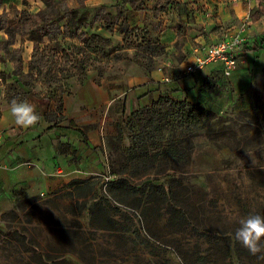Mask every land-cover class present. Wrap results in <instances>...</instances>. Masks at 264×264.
Segmentation results:
<instances>
[{
    "label": "rangeland",
    "instance_id": "1",
    "mask_svg": "<svg viewBox=\"0 0 264 264\" xmlns=\"http://www.w3.org/2000/svg\"><path fill=\"white\" fill-rule=\"evenodd\" d=\"M146 3L150 0L139 11H147ZM84 5L83 12L75 2L67 3L76 9L70 23L72 34L80 28L78 33L83 32L87 39L96 36L90 43L84 45L71 36L36 43L58 81L84 77L88 70L125 79L160 74L171 80L184 74L182 24L177 23L161 39L159 33L151 32L157 17L150 12L142 26L124 35L108 31L102 22L81 26L78 19L89 23L99 14L97 9L104 7L112 17L102 21L114 28L123 18L116 17L118 11L129 7L125 0H87ZM18 8L32 16L43 5L39 0H23ZM7 14L16 18L13 10ZM64 23L66 20L61 25ZM213 36L221 40L226 34L221 31ZM32 38L34 34L29 33L16 41L24 74L30 72L32 50L28 54L26 45L32 47ZM77 47L84 52L76 54ZM17 58L9 54L5 65L13 66ZM4 74L8 78L0 80V92L6 97H19L21 91L31 94L39 85L35 71L31 89L11 88L9 84L17 78L12 76L13 70L6 69ZM118 127L120 132L100 148L103 171L86 180L94 184L91 191L80 195L76 189L63 188L51 195L30 197L23 210H14L15 215L0 220V264H199L202 258H207V264H264L234 235L241 219L264 216V120L259 113H225L192 127L177 124L173 112L161 107L153 125L143 113L120 119ZM170 139L185 147L183 161L162 158L147 162L144 169L141 161L130 162L125 156L129 147L137 152L159 151ZM130 165L134 170L123 172ZM118 179H126L134 188L133 194L119 196L121 203L108 194V183ZM145 181L170 187V193L165 190L163 198L150 200ZM173 209L186 220H170ZM236 247L240 252L230 251Z\"/></svg>",
    "mask_w": 264,
    "mask_h": 264
},
{
    "label": "crops",
    "instance_id": "2",
    "mask_svg": "<svg viewBox=\"0 0 264 264\" xmlns=\"http://www.w3.org/2000/svg\"><path fill=\"white\" fill-rule=\"evenodd\" d=\"M19 1L23 0H7L1 10L8 13L14 7L18 11ZM158 1L146 3L147 11L127 7L128 29L142 26L144 16L153 14L152 6ZM156 17L151 32L159 33L161 39L177 23L184 27L185 62L195 44L215 43L237 34L243 39L242 49L251 51L241 49L239 64L230 77L215 63L171 80L160 74L107 77L88 70L84 77L65 78L49 86L39 81L26 100L36 106L41 119L27 130L16 126L10 116L14 98L0 92V218L14 209V192L22 191L28 197L51 195L73 180L100 174L104 165L100 148L107 138L117 135L119 120L151 107L159 98L198 105L217 116L264 107V0H173ZM7 24L14 26V17H7ZM112 31L117 32V26ZM221 31L224 38H213ZM20 37L16 35L14 49ZM6 38L0 31V42ZM31 50L33 45H26V52ZM8 61H0V73L14 69L5 65Z\"/></svg>",
    "mask_w": 264,
    "mask_h": 264
},
{
    "label": "trees",
    "instance_id": "3",
    "mask_svg": "<svg viewBox=\"0 0 264 264\" xmlns=\"http://www.w3.org/2000/svg\"><path fill=\"white\" fill-rule=\"evenodd\" d=\"M7 0H0V31H3L7 38L0 42V51H3V55H0V61L6 60L7 56L9 54H12L13 56H18L17 59H14L13 61V77L17 78V80L9 86H15L14 88H23V87H29L30 89L33 88L30 86V81L36 80L33 77L32 71H35L37 74V79L40 80L44 85L49 86L52 84H55L58 82L57 79V73L52 69L51 66L48 65V58L44 57L43 51H39L36 47V43L40 42L43 39H48L49 41H55L57 37H76L81 42L86 45L88 42L90 43L96 36H91L90 38H86L85 34L83 32L78 33L77 31L72 34L71 32V21L75 20L76 15V9H70L67 6L68 2H75L78 6L77 9H82L84 12V3L87 0H39L43 8L38 10L34 15H29L27 11H17L13 9L14 15H15V25L14 26H8L7 24V12L5 9L1 10V6L3 2ZM145 0H125V5L129 6L133 10H140L144 6ZM173 0H159L154 6H153V15L157 16L158 14L165 12L168 7L172 4ZM127 9H123L118 11L117 18L123 17L121 19V22L119 24H114V26H117V31L119 33H122L124 35L129 32V29L126 25L124 14ZM97 13L103 15L104 17H100L99 14H95L92 18V20L89 23H86L84 21V18L78 19L81 26L87 27L92 24H97L102 22L105 28L108 31H112L113 27L112 25H105L106 21H102L103 18L108 19L112 16H109L106 14L104 7H99L97 9ZM123 14V15H122ZM31 17H34L31 19ZM63 20H66V23L61 25V22ZM123 20V21H122ZM132 31V30H130ZM34 34L35 38H32L33 41V51L31 55V62H30V72L27 74H24L22 72V60L20 58V49H11L12 46L15 44V37L16 35H19L21 37L27 35V34ZM76 34V35H75ZM243 51H251L248 49L243 48ZM76 54L84 52V48L77 47L75 49ZM8 77L4 73H0V79L4 82L6 81ZM13 88V87H11ZM30 93H26L24 91L20 92L19 97H15L14 99L18 101H23L27 99V96ZM166 107L167 111H172L173 115L177 118V124L184 125V126H192L197 127L200 124H202L205 120L215 119L217 115L209 110L200 108L198 105H193L187 102H176L172 99L168 98H159L156 102H154L151 107L139 110L137 112H133L131 115L140 114L142 115L145 113L148 116V124L153 125L154 123V117L159 116L160 114V108ZM256 113H259L261 115V118L264 120V107L259 108L256 107L255 109ZM244 115H248L245 113ZM118 132L119 127L117 126ZM149 137H152L151 135L147 134ZM135 140L139 141L141 138L134 137ZM166 145H164L162 149L159 151H155L153 153H150L147 149H142L141 151L133 149L132 147H129L126 150V157L128 161L132 160H139L141 161V165L144 169L148 168L147 162L149 161H155L162 158H170L174 161H183L186 157L185 154V147L181 145V141H174L170 139L169 141H166ZM139 147V146H137ZM188 151L190 150V147L187 148ZM186 149V151H187ZM151 166V165H150ZM137 167H140L138 165ZM136 167V168H137ZM132 165L128 167L123 172H129ZM144 185L148 186L149 194L148 199L154 200L157 198H163V192L167 190L168 193H170V187H165L163 184L158 183H152L145 181ZM94 188V184L86 181V180H73L64 189H76L80 195H84L85 192L91 191ZM134 188L131 187L130 183L126 179H118L115 181H110L108 183V194L116 200L118 203H121V200L119 199V196L121 194H133ZM14 199H15V206L12 211H9L8 213L1 216L0 220L4 221L7 216L15 215V211L23 210L26 203L30 202L32 198L28 197L24 192L18 191L13 193ZM15 210V211H14ZM186 216L182 212H177L175 209H173L170 220L173 219H182L186 220ZM111 224H114L115 222L110 219ZM231 252H240L239 248H235V250L230 249ZM199 264H207V258L199 259Z\"/></svg>",
    "mask_w": 264,
    "mask_h": 264
},
{
    "label": "clouds",
    "instance_id": "4",
    "mask_svg": "<svg viewBox=\"0 0 264 264\" xmlns=\"http://www.w3.org/2000/svg\"><path fill=\"white\" fill-rule=\"evenodd\" d=\"M9 113L15 125L25 130L36 126L41 119L36 106L27 100H11ZM234 235L250 255L264 260V216L250 215L241 219Z\"/></svg>",
    "mask_w": 264,
    "mask_h": 264
},
{
    "label": "built area",
    "instance_id": "5",
    "mask_svg": "<svg viewBox=\"0 0 264 264\" xmlns=\"http://www.w3.org/2000/svg\"><path fill=\"white\" fill-rule=\"evenodd\" d=\"M243 39L233 35L215 43H198L190 51L184 74L203 71L207 66L219 63L224 67L225 77H230L239 64ZM2 137L0 135V144Z\"/></svg>",
    "mask_w": 264,
    "mask_h": 264
}]
</instances>
